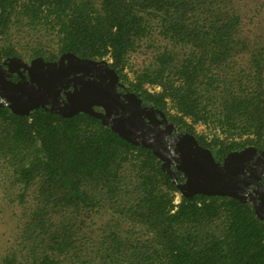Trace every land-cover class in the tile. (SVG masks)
<instances>
[{"label":"trees","instance_id":"1","mask_svg":"<svg viewBox=\"0 0 264 264\" xmlns=\"http://www.w3.org/2000/svg\"><path fill=\"white\" fill-rule=\"evenodd\" d=\"M19 49L109 59L216 160L264 148V0H0V58ZM0 182L15 220L0 264H264L248 201L175 203L151 149L86 113L0 106Z\"/></svg>","mask_w":264,"mask_h":264},{"label":"water","instance_id":"2","mask_svg":"<svg viewBox=\"0 0 264 264\" xmlns=\"http://www.w3.org/2000/svg\"><path fill=\"white\" fill-rule=\"evenodd\" d=\"M13 60L22 61L12 56L3 62L7 64ZM22 65L28 79L6 81L0 88V106L22 115L42 107L63 116L82 112L98 118L126 141L150 148L160 160V168L171 177L183 196L224 195L240 201L250 200L255 215L262 218L260 202L257 204L249 192L246 169L256 146L230 150L221 160H216L211 150L201 145L194 134L180 131L171 135L170 131L176 130L177 125L167 123L163 111L141 104V98L133 91L122 93L117 89V85L123 83L118 81L117 73L105 58H82L64 51L55 60L36 56L29 63L22 61ZM68 85H71L69 90L66 89ZM60 91L65 94L62 104H58L57 98ZM155 112L166 123V134L159 132L154 120L150 119ZM146 117L152 125L145 121ZM162 136L166 141L161 140Z\"/></svg>","mask_w":264,"mask_h":264},{"label":"flooded vegetation","instance_id":"3","mask_svg":"<svg viewBox=\"0 0 264 264\" xmlns=\"http://www.w3.org/2000/svg\"><path fill=\"white\" fill-rule=\"evenodd\" d=\"M12 56H17L21 58L23 62L29 63L31 59H33L36 56H41V55H35V56L27 57V58H24L19 55H8V56L0 58V88L6 81L16 82L22 78L28 79V73L25 69H23L22 61H16V60L7 61L8 62L7 64L3 62L4 60H8V58ZM56 58L49 59V58L43 57L44 60H50V61L55 60ZM118 81L121 82L119 77H118ZM70 88H71V85H68L66 89L69 90ZM117 89L122 93L129 90L124 83L123 85H117ZM57 98L59 99L58 104H62L63 100L65 99L64 92L60 91V94L57 96ZM141 104L143 103L141 102ZM143 105H146V104H143ZM146 106H149V105H146ZM95 108L100 109V107L98 106H95ZM165 118H166L167 123H173L166 117V115H165ZM148 119L149 118L146 117L145 121L152 125V123L149 122ZM150 119L154 120L155 128H157L159 132L162 131L165 134L167 133V131L164 132L166 123L160 120L161 116L158 112H155V115H150ZM180 131L181 130L177 128L176 130H171L170 134L174 135ZM161 140L166 141V138L162 136ZM222 157L220 158V160L222 159ZM171 168H174L173 165H171ZM246 169H247V174L249 175V187H248L249 192L253 197H255L256 199L255 202L257 204L260 202L259 213L262 215V219L264 220V148L257 147L256 152L253 154V156H251L248 159V162L246 163ZM178 179L179 181L181 180V178L179 177ZM248 202L252 206L251 201L248 200Z\"/></svg>","mask_w":264,"mask_h":264},{"label":"rangeland","instance_id":"4","mask_svg":"<svg viewBox=\"0 0 264 264\" xmlns=\"http://www.w3.org/2000/svg\"><path fill=\"white\" fill-rule=\"evenodd\" d=\"M25 49V48H24ZM22 53V57L27 58V55H24V50L19 49ZM110 61L109 59H107ZM126 71L128 72L129 76H131V71L129 68H126ZM195 131L196 133H205L207 137H210L209 131L203 124H196L195 125ZM4 184L3 182H0V185ZM180 198V192L177 191L174 193V202L176 203L179 201ZM10 207L8 206V198L4 195V192L2 188L0 187V240L3 236L7 234L10 229L14 227L15 220L14 217L10 214Z\"/></svg>","mask_w":264,"mask_h":264}]
</instances>
